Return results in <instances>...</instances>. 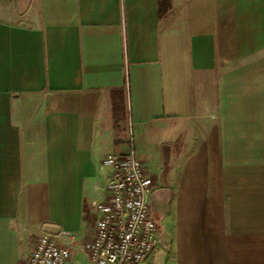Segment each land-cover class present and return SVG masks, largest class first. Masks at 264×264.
I'll return each instance as SVG.
<instances>
[{
    "label": "crops",
    "instance_id": "1",
    "mask_svg": "<svg viewBox=\"0 0 264 264\" xmlns=\"http://www.w3.org/2000/svg\"><path fill=\"white\" fill-rule=\"evenodd\" d=\"M131 145L154 181L145 264H264V0H0V264L91 236L101 163Z\"/></svg>",
    "mask_w": 264,
    "mask_h": 264
},
{
    "label": "built area",
    "instance_id": "2",
    "mask_svg": "<svg viewBox=\"0 0 264 264\" xmlns=\"http://www.w3.org/2000/svg\"><path fill=\"white\" fill-rule=\"evenodd\" d=\"M131 143V142H130ZM100 171L107 176L104 200L91 202V236L41 234L31 244L25 264H71L80 252L88 264H145L158 248V226L151 206L154 181L128 152L105 157Z\"/></svg>",
    "mask_w": 264,
    "mask_h": 264
},
{
    "label": "rangeland",
    "instance_id": "3",
    "mask_svg": "<svg viewBox=\"0 0 264 264\" xmlns=\"http://www.w3.org/2000/svg\"><path fill=\"white\" fill-rule=\"evenodd\" d=\"M189 129H190V126H188V124H185V123H178V124H176V126H175V139H177L180 142L179 144L186 145V146H190V148L192 149L193 143L191 141V138H192V136H193L194 133H192V131L189 130ZM110 150H112V149H108V151H110ZM118 153H124V152H117V153H112V154H118ZM153 210L156 213V211H155L154 208H153ZM156 214L158 215V213H156ZM159 221H160V218L158 216V222ZM71 264H74V261ZM82 264H87V263L84 262Z\"/></svg>",
    "mask_w": 264,
    "mask_h": 264
},
{
    "label": "trees",
    "instance_id": "4",
    "mask_svg": "<svg viewBox=\"0 0 264 264\" xmlns=\"http://www.w3.org/2000/svg\"><path fill=\"white\" fill-rule=\"evenodd\" d=\"M123 97L124 95L121 92H115L112 95L113 123L115 128L125 119Z\"/></svg>",
    "mask_w": 264,
    "mask_h": 264
}]
</instances>
